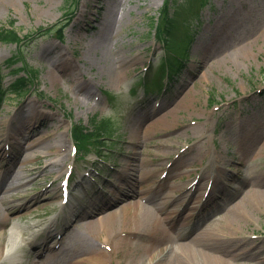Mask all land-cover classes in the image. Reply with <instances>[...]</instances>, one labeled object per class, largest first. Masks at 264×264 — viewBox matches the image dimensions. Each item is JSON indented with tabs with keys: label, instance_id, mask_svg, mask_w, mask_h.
Returning a JSON list of instances; mask_svg holds the SVG:
<instances>
[{
	"label": "rangeland",
	"instance_id": "rangeland-1",
	"mask_svg": "<svg viewBox=\"0 0 264 264\" xmlns=\"http://www.w3.org/2000/svg\"><path fill=\"white\" fill-rule=\"evenodd\" d=\"M176 1L184 3V0ZM70 2L0 0V29L12 27L24 36L39 27L53 26ZM162 3L163 0H79L61 42L46 35L24 47L26 62L36 68L39 75L36 91L23 98L5 95L0 103V141L9 130L15 140L27 142L19 165L6 179L8 183L12 181L16 189L4 195L0 193V197L10 201L12 207L38 195L47 184L58 179L57 166L42 169L46 164L60 162L52 151L64 149L63 145L67 147L71 123L81 122L89 127L93 117H110L117 127L111 155L105 158L112 169L105 170L99 180L100 185L105 183L104 192L85 209L102 208L106 201L115 203L104 212H114L117 219L105 230L98 225H86L104 212L81 221L79 216L77 223H70L63 247L55 254L45 256L37 249L33 252L32 247L43 242L49 247L51 241L55 242V238L44 236L49 223L53 224L58 217L74 218V215L64 217L69 208L64 211L58 208L59 194L55 193L54 197L52 190L57 187L54 184L49 189L50 199L10 215L8 225L0 232V264H32V261L38 264H134L132 255L138 252V246H147L150 241L140 237L146 236L144 232L150 233L145 228L125 224V216L130 211L127 202L133 200V195H136L135 200L141 198V203L152 198L163 216L169 218L171 212L185 205L184 198L191 197V192L187 191L184 197L177 192L194 179L196 172L197 176L205 171L212 176V168H219L223 183L218 187L221 193L217 192L223 202L219 211L210 215V205L204 216L198 218L191 215L192 211L182 212L177 219L170 217L169 225L177 235L192 237L205 227L222 225L223 209L239 196L246 183L263 176L264 148L257 152L252 151L251 146L256 148L264 136V0H210V5L199 13L198 21L191 25L194 41L185 63L175 75L176 81L168 85L169 92L149 94L139 101L143 76L139 71L142 72L150 57L156 64L164 53L155 42L152 27V17ZM217 34L222 35V42L207 47ZM15 52L14 44L0 42V73L4 86L15 78L4 66ZM155 69L152 67L150 73ZM37 92L42 93L44 99L38 98ZM107 93L112 95L109 101ZM158 97L163 98V106L154 112L152 103ZM221 102L227 104L218 106ZM38 111L41 113L37 114ZM28 113L37 114L40 120L28 116L20 118ZM167 113H171L172 122L170 130L163 132ZM155 119L160 122L157 127L152 124ZM253 124H256L258 139L245 143L246 126ZM32 129L35 130L30 132ZM46 133L53 136L46 140ZM54 139L57 142L54 143ZM47 145L51 146L50 150ZM186 146L192 148L182 152ZM19 147L15 146L0 164L9 161ZM31 150L37 151L36 157L24 161L23 156ZM91 157L84 158L80 164L92 161ZM160 157H166L162 167L158 164ZM173 157L171 177L163 179L160 173ZM144 169H150L151 177L147 184L138 185L135 178ZM158 182L162 183L151 192L150 187ZM203 188L204 185L197 193L193 192L197 196L195 201L199 202ZM20 196L23 199L17 200ZM88 197L84 192L83 201ZM72 198L78 200L76 195ZM83 210L80 206L75 215ZM66 224L59 221L50 230L59 232ZM247 224L240 230L241 235H233L232 242L224 247L244 254L238 264H264V211L250 217ZM127 234L133 238H127ZM120 239L131 243L118 242ZM246 240L254 243L248 245ZM99 243L110 245L111 252H107L109 257L95 261L91 256ZM167 244L162 243V251H155L137 264H168L175 248L170 251ZM250 247L253 249L249 250ZM253 259L260 262L254 263Z\"/></svg>",
	"mask_w": 264,
	"mask_h": 264
},
{
	"label": "bare ground",
	"instance_id": "bare-ground-1",
	"mask_svg": "<svg viewBox=\"0 0 264 264\" xmlns=\"http://www.w3.org/2000/svg\"><path fill=\"white\" fill-rule=\"evenodd\" d=\"M8 1L12 2L13 0ZM221 39L222 37H220L219 35H215L213 41H211L207 45V47H210L211 44L220 42ZM60 74L62 75L63 72H60ZM38 113L41 112L38 111ZM170 114L171 113H167L165 124L162 125L161 123V130L163 132H168L170 130V125L172 122V117L170 118ZM32 117L33 116H31V118ZM158 120L159 119H155L152 122L155 127L160 125V122ZM255 125L256 124L246 126V134L248 136L245 139V143L255 142L258 139L257 135L255 134ZM261 140L263 142L256 148H253V150L260 152L264 148V136L261 137ZM55 142H57L56 139H54V143ZM16 143H18V141L13 140L10 145L14 146ZM46 148L50 150L51 146H48ZM1 150L2 148H0V154ZM23 150L24 149L22 147L21 152H23ZM36 152V150L27 152L23 156L24 161H28L30 158L36 157ZM52 152L59 157L60 161H63L67 157L62 153L56 152V150ZM161 164L162 163H160L159 165ZM51 166L52 165L44 166V170L50 169ZM2 170L3 169H0V173ZM150 177L151 176L149 175V171L147 169H144L143 172L140 173V176L138 178H135V182L140 185L142 183H146V181ZM204 179H207L205 174L200 177L198 184L203 182ZM218 181L219 176L215 175L213 177L212 183L217 184ZM5 182L6 179L0 177V192H2L3 194H7L8 192L16 189V186H13L12 181L8 184H5ZM239 193V196L234 198L226 207V209H223L224 211L221 219L222 225H219L218 227H205L200 232L188 238L182 236L180 237L179 235L173 236L171 234V231L174 230L168 224L169 218H165L163 216L161 208L157 206V204H155L152 198H148L146 204L140 203L139 200H133L132 202H129L127 208L130 211H128L129 213L127 212L125 216L127 218V220H125L126 226L145 228L150 233V235H147V238L151 241L148 246H138L140 247L138 252L132 255L134 258L133 263L137 264L139 260L146 259L152 256L155 251H162V243H171L170 245H167L171 248L170 251H173V249L175 248V252L171 253V255L169 256L168 264H238L239 258L244 254L233 253L227 250L224 245H229L232 242V238L234 237L233 235H241L242 232H239L243 228L247 227V223L250 222V217L264 211V174L260 179L246 183L244 185L243 191ZM17 200H19V198ZM9 204L10 201H8L4 197H0V229L3 227L2 224H7L10 213H12V210L16 208V206L11 207V205ZM219 206V204H215V212L218 211ZM172 213L175 212H171V214ZM114 217L115 214L113 212L103 213V215L94 218V220H92L91 222H87L86 225H98L100 227H103L105 230H108V226L115 219H117H114ZM175 217L176 215L174 214L172 218L175 219ZM118 242H123L126 244L131 243L129 241H124L121 239L118 240ZM246 243L248 245H252L254 241L246 240ZM251 249H253V247H250L249 250ZM104 255L105 252L96 249L93 250L91 257L92 259H95V261H97L100 256ZM251 261H253L254 263L260 262L257 259H253ZM32 264L38 263L36 261H32Z\"/></svg>",
	"mask_w": 264,
	"mask_h": 264
},
{
	"label": "trees",
	"instance_id": "trees-1",
	"mask_svg": "<svg viewBox=\"0 0 264 264\" xmlns=\"http://www.w3.org/2000/svg\"><path fill=\"white\" fill-rule=\"evenodd\" d=\"M205 2V0H202ZM169 0H166L165 6L163 10L160 12V20H161V27H162V33L164 36H167V38L171 39V42L174 44L173 46L168 44L169 49H172L177 55H182L181 50L188 40V36L185 34L183 36V39L179 42L176 40H172V36L177 31V26L173 25V20L170 19L169 15ZM203 3V2H202ZM185 13V12H184ZM180 15V14H179ZM60 33V31H59ZM0 40L2 41H8V42H16L19 43V38L17 34L12 30H1L0 31ZM176 55V56H177ZM10 60L9 62H11ZM29 75H32L31 72ZM23 78H20L16 81V83L13 85V87L21 88L23 85ZM19 85V86H18ZM108 123L106 121H100L96 122L93 125V131L92 132H84L83 128L81 126H76L73 131L74 138L77 142H80L82 145H84L87 141H90V139L94 138V140H97L96 138L101 137L108 133Z\"/></svg>",
	"mask_w": 264,
	"mask_h": 264
}]
</instances>
